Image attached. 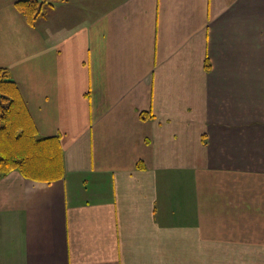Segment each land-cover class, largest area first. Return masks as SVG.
Returning <instances> with one entry per match:
<instances>
[{"label":"crops","instance_id":"crops-1","mask_svg":"<svg viewBox=\"0 0 264 264\" xmlns=\"http://www.w3.org/2000/svg\"><path fill=\"white\" fill-rule=\"evenodd\" d=\"M18 1L0 264H264V0Z\"/></svg>","mask_w":264,"mask_h":264},{"label":"trees","instance_id":"trees-1","mask_svg":"<svg viewBox=\"0 0 264 264\" xmlns=\"http://www.w3.org/2000/svg\"><path fill=\"white\" fill-rule=\"evenodd\" d=\"M44 2L45 0H21L18 1V5L27 21L32 23L36 15L40 13ZM29 123V120L25 118V112L20 109L14 82L7 72L0 68V175L12 169L17 162L16 151H18L19 141L27 137ZM11 157H13L12 161H9Z\"/></svg>","mask_w":264,"mask_h":264},{"label":"rangeland","instance_id":"rangeland-1","mask_svg":"<svg viewBox=\"0 0 264 264\" xmlns=\"http://www.w3.org/2000/svg\"><path fill=\"white\" fill-rule=\"evenodd\" d=\"M38 1H41V0H38ZM40 3V2H39Z\"/></svg>","mask_w":264,"mask_h":264}]
</instances>
